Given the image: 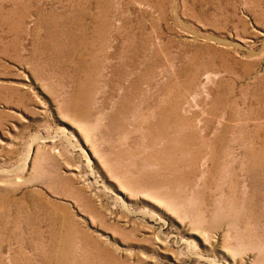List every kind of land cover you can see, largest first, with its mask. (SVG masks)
I'll list each match as a JSON object with an SVG mask.
<instances>
[{"label":"rangeland","instance_id":"rangeland-1","mask_svg":"<svg viewBox=\"0 0 264 264\" xmlns=\"http://www.w3.org/2000/svg\"><path fill=\"white\" fill-rule=\"evenodd\" d=\"M0 264H264V0H0Z\"/></svg>","mask_w":264,"mask_h":264}]
</instances>
